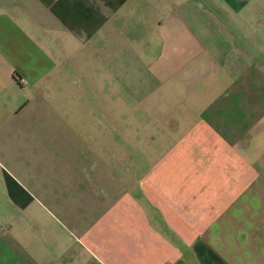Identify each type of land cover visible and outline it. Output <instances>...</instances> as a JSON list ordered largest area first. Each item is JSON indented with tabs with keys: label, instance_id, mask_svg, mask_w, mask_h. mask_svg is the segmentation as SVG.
<instances>
[{
	"label": "crops",
	"instance_id": "obj_1",
	"mask_svg": "<svg viewBox=\"0 0 264 264\" xmlns=\"http://www.w3.org/2000/svg\"><path fill=\"white\" fill-rule=\"evenodd\" d=\"M137 59L209 86L177 103L201 96L172 117L183 148L131 178L85 74ZM0 264H264V0H0Z\"/></svg>",
	"mask_w": 264,
	"mask_h": 264
},
{
	"label": "rangeland",
	"instance_id": "obj_2",
	"mask_svg": "<svg viewBox=\"0 0 264 264\" xmlns=\"http://www.w3.org/2000/svg\"><path fill=\"white\" fill-rule=\"evenodd\" d=\"M89 63L92 66L95 61ZM142 64V60H136V68L132 71L133 74H129L130 71H123V67L117 75L103 71L102 74L96 73L92 69L94 67L88 69L89 71L85 74L87 79L98 81L97 92L99 93L96 94L93 88H89L87 90L88 96L93 97L99 94L107 102H116L118 130L115 131L116 143L114 149L120 152V154L116 153V156H125V153L122 154L124 145L130 151L132 163L136 164V169L130 172L131 178L141 176L144 172L143 167H150L157 161L168 162L172 156H176L179 149L183 148L180 142L183 140L186 126L176 124V120L172 117L177 113L187 117H195L199 113L198 108L200 106L198 102H201V96L191 93V99L192 97L197 99L195 105L177 103L185 101V97L194 87L209 86V83L207 84L205 78L201 76L198 78L178 76L177 80L171 78L168 83H161L162 85L158 87L156 82L152 85L146 80L148 74ZM90 106L94 109L96 107L93 104ZM104 107H107V112H109L110 106ZM87 109L89 110L90 107ZM99 125L95 124L94 131L97 132L103 128L101 124ZM85 133H87L84 134L85 139L90 143H94L96 134L92 135L90 130H85ZM49 136L53 144L57 145L61 141L60 135L50 134ZM64 136L68 139L70 137L67 134ZM71 138L76 141L74 136ZM62 151L66 152L68 156L78 158L80 156L78 151H70L67 148L62 149ZM128 155L126 154V156ZM118 171L120 170L114 171L116 175Z\"/></svg>",
	"mask_w": 264,
	"mask_h": 264
}]
</instances>
